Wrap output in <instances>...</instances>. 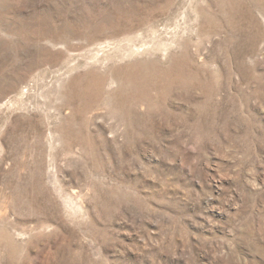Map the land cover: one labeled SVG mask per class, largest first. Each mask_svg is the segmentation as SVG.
Segmentation results:
<instances>
[{
    "label": "rangeland",
    "instance_id": "1",
    "mask_svg": "<svg viewBox=\"0 0 264 264\" xmlns=\"http://www.w3.org/2000/svg\"><path fill=\"white\" fill-rule=\"evenodd\" d=\"M0 264H264V0H0Z\"/></svg>",
    "mask_w": 264,
    "mask_h": 264
}]
</instances>
